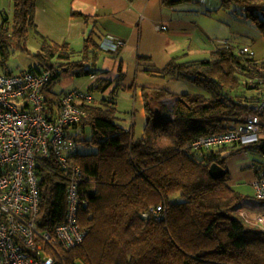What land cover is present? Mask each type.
I'll return each mask as SVG.
<instances>
[{"label": "trees", "instance_id": "1", "mask_svg": "<svg viewBox=\"0 0 264 264\" xmlns=\"http://www.w3.org/2000/svg\"><path fill=\"white\" fill-rule=\"evenodd\" d=\"M36 1L11 0V17L0 12V68L7 75L49 70L52 76L42 94L46 117L52 120L67 93L52 91L55 80L66 74L94 76L87 64L96 65L100 49L89 34L79 52L63 43L37 54L38 67L8 71L6 62L11 54L26 50ZM218 3L219 9L239 6L245 17L264 32V21L258 17L264 16V0ZM253 55L241 54L240 50L237 53L225 43L216 46L208 58H172L163 69L151 72L162 79L184 81L206 94L171 95V117L166 118L158 92L140 88L146 121L139 138L115 122V99L101 98L98 104L92 99L90 104L80 105L84 116L71 129L77 144L71 163L80 170L76 224L85 236L80 245L60 250L65 264H264V231L235 213L244 208V197L228 185L230 175L226 169L234 148L264 156V128L254 144L209 150L191 147L200 137L225 133L257 104L264 90L258 82L264 80V63H256ZM107 73L99 71L98 77L94 76L95 87L90 85L87 94L93 89L103 92L112 85L102 78ZM122 77L119 68L117 84L109 96L121 88ZM261 116L264 122V114ZM90 146L95 147L94 152H79V148ZM226 150L231 152L224 153ZM39 163L34 169L39 196L36 224L39 230L52 235L65 220L68 180L52 159L42 158ZM212 164L225 170L220 179L209 176ZM259 168L262 170L264 164ZM136 169L141 174L137 175ZM174 197L179 199L173 201ZM159 205L163 207L159 220L151 215L143 218L144 213L150 214Z\"/></svg>", "mask_w": 264, "mask_h": 264}, {"label": "built area", "instance_id": "2", "mask_svg": "<svg viewBox=\"0 0 264 264\" xmlns=\"http://www.w3.org/2000/svg\"><path fill=\"white\" fill-rule=\"evenodd\" d=\"M121 44L119 40L107 38L104 48L114 51ZM240 53L252 55L253 51L243 47ZM51 76L49 70L14 75L0 70V264H64L60 250L69 251L80 245L85 236V231L76 224L80 170L71 163L77 151L71 129L84 116L80 105L90 104L92 97L78 90L67 92L54 118L48 119L42 89ZM258 82L264 87V80ZM262 114L264 90L257 104L240 122L232 123L223 134L200 137L191 147L209 150L232 144H254L263 132ZM42 158L52 159L68 180L65 220L54 228L52 235L39 230L36 224L39 196L34 169ZM136 174H141V170L136 169ZM251 185L255 200L264 202V168H254ZM162 211L159 205L142 216L149 218L151 215L159 220ZM235 213L264 231V211L253 217L245 208L236 209Z\"/></svg>", "mask_w": 264, "mask_h": 264}, {"label": "crops", "instance_id": "3", "mask_svg": "<svg viewBox=\"0 0 264 264\" xmlns=\"http://www.w3.org/2000/svg\"><path fill=\"white\" fill-rule=\"evenodd\" d=\"M193 3L201 1L37 0L32 30L44 39L43 43L48 41L52 46L67 43L71 49L75 44L83 46L85 38L92 34L99 45V59L102 52L114 57L113 62L104 61L105 66L110 67L105 70L108 73L102 76L103 79L115 80L121 68L120 86L125 93L132 91L135 96L140 88L147 87L155 89L158 96H178L192 93L188 88L191 85L181 80L162 79L151 72L160 71L172 58L192 60L189 56L193 53L188 56L192 48L204 54L205 50H210L209 44L202 43V11ZM10 6L11 0H0V12L8 13ZM158 26L163 29L158 30ZM107 38L119 40L122 44L114 51H106L104 41ZM47 47L50 49L45 42L42 52H46ZM64 76L72 77L71 74ZM110 88L102 93L106 96ZM226 168L230 177L239 176L231 161L226 162ZM252 179L253 175L250 183ZM228 185L232 187L231 179Z\"/></svg>", "mask_w": 264, "mask_h": 264}, {"label": "rangeland", "instance_id": "4", "mask_svg": "<svg viewBox=\"0 0 264 264\" xmlns=\"http://www.w3.org/2000/svg\"><path fill=\"white\" fill-rule=\"evenodd\" d=\"M194 7L202 11V19L200 25L202 26V43L209 44L210 50H205V54L192 48L188 52V56L195 58V60H202L209 57L211 49L221 44L228 43L237 53L243 47H248L254 53L253 59L256 63H264V32L257 27V25L249 18H246L244 12L239 6L232 5L226 9H219L218 0H202L201 3H193ZM12 8L10 6L8 14L11 17ZM261 21H264V16H258ZM89 34V32H88ZM38 36L37 31L34 32L32 28L29 31V40L26 44V50L18 49L11 54L6 62L7 69L12 73H17L21 70H28L30 67H38L39 59L37 54L43 53L42 47L45 42L49 47H52L51 43L45 41ZM43 43V44H42ZM51 45V46H50ZM61 45V44H60ZM81 43L72 46L73 51H80L82 49ZM193 49L195 50L193 52ZM48 47L46 52L48 51ZM198 52V54H195ZM113 56L102 52L100 60L95 66L87 64V69L94 72V75L99 71H104L110 66H105L104 61L112 60ZM75 60V59H73ZM189 60V59H188ZM52 64H56L54 58H50ZM97 77V76H96ZM94 80L90 77H71L65 78L60 76L57 78L52 86V91L56 94H63L71 90H78L82 93H87L90 85L95 87ZM110 91L116 86L115 80L110 81ZM189 84V83H187ZM191 85V84H190ZM192 93L206 94L203 89L191 85L188 86ZM94 104H98L101 98L115 99L117 103V113L115 115V122L119 125L131 130L135 138L141 137L142 131L145 125L146 117L143 111V103L140 97V93L134 96L133 92L125 93L121 88L115 91L113 95L107 94L106 96L99 90L93 89L90 93ZM160 104L164 107V116L166 118L171 117V107L173 99L171 97L158 96ZM110 99V100H111ZM228 124V123H227ZM85 138H89V129H86ZM238 149V151H236ZM95 147L90 146L88 148H79L80 153L94 152ZM235 154L227 159L231 161V164L235 170L238 171V177H230L232 181V188L244 197L242 206L249 216L253 217L259 212L264 211V202L255 200V192L250 183L252 175H254V167L264 164V156L255 151L243 150L234 148L232 150ZM231 152L226 150V152ZM227 169V168H226ZM179 199L174 197L173 201ZM65 264L64 260H62Z\"/></svg>", "mask_w": 264, "mask_h": 264}, {"label": "water", "instance_id": "5", "mask_svg": "<svg viewBox=\"0 0 264 264\" xmlns=\"http://www.w3.org/2000/svg\"><path fill=\"white\" fill-rule=\"evenodd\" d=\"M174 101V100H173ZM225 170L222 169L219 165L217 164H212L209 168V176L212 179H220L222 176H224Z\"/></svg>", "mask_w": 264, "mask_h": 264}]
</instances>
